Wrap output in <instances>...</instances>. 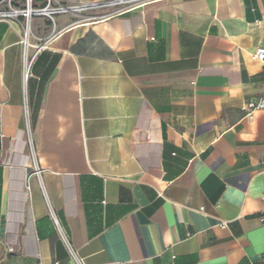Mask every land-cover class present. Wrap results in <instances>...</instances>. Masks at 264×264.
I'll return each instance as SVG.
<instances>
[{
	"label": "crops",
	"instance_id": "0c3cea01",
	"mask_svg": "<svg viewBox=\"0 0 264 264\" xmlns=\"http://www.w3.org/2000/svg\"><path fill=\"white\" fill-rule=\"evenodd\" d=\"M120 9L0 20V264H264V0Z\"/></svg>",
	"mask_w": 264,
	"mask_h": 264
},
{
	"label": "built area",
	"instance_id": "2783aa9c",
	"mask_svg": "<svg viewBox=\"0 0 264 264\" xmlns=\"http://www.w3.org/2000/svg\"><path fill=\"white\" fill-rule=\"evenodd\" d=\"M31 1L32 0H25V7L23 9H9V10H0V20L3 19H8L16 14H21L26 21H28V19L34 15V14H44L47 17H49L51 19V21L54 23V18H53V14H61V13H66L68 11L71 10H75L78 9V7H83V6H91L92 4H80V5H62L59 4L57 1V6L56 7H52L51 3L52 1H56V0H44L45 1V5L42 8L39 9H34L31 7ZM62 2H64L63 0H61ZM157 0H116V1H112L111 3H123L124 5H126L128 8L130 7H135V6H139V5H144L146 3H150V2H154ZM121 9L115 11V12H120ZM114 12V13H115ZM26 36H27V32H24L23 35V44L26 45L27 41H26ZM252 57L258 61L264 62V47L263 46H259L257 47V49L254 51V53H252ZM264 108V99L258 101V102H254V101H248L243 105V110L246 112V115L251 118L252 117V113L255 110L258 109H262ZM35 172L38 174L39 170L35 169ZM257 220L260 223L264 224V203L262 205L261 211L259 213V215L257 216ZM221 227H226V222L222 221L220 223ZM9 251H14V249L9 246L8 247Z\"/></svg>",
	"mask_w": 264,
	"mask_h": 264
},
{
	"label": "rangeland",
	"instance_id": "374dc122",
	"mask_svg": "<svg viewBox=\"0 0 264 264\" xmlns=\"http://www.w3.org/2000/svg\"><path fill=\"white\" fill-rule=\"evenodd\" d=\"M57 1H58L59 4H62L64 6L71 5L69 3L62 2L61 0H56V1H52L51 6L52 7H56L57 6ZM123 5H124L123 3H110V2H107L99 10H91L90 6L89 7L88 6L78 7V9H75V10H79V11L82 10V13H90L91 11H93V14H96V13L109 14V13H112V12H115V11L119 10ZM58 14L59 13L53 14V18H55V16L58 15ZM45 17L48 20V23L51 24V26H54V23L51 21V19L49 17H47L46 15H45Z\"/></svg>",
	"mask_w": 264,
	"mask_h": 264
}]
</instances>
